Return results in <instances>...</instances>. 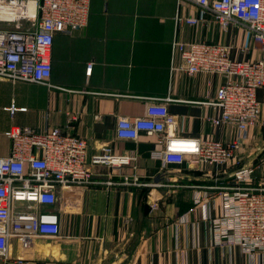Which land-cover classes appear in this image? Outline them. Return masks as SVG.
<instances>
[{"label":"crops","instance_id":"crops-1","mask_svg":"<svg viewBox=\"0 0 264 264\" xmlns=\"http://www.w3.org/2000/svg\"><path fill=\"white\" fill-rule=\"evenodd\" d=\"M199 12L197 5L179 6L177 0H91L88 25L55 36L49 84L0 80V156L11 150L5 131L14 124L40 132L59 127L86 138L95 173L87 187L60 192L55 209L64 237L35 240L30 264H253L240 246L217 244L210 219L222 209L213 187L231 184L240 163L261 164L254 183L264 180L263 90L257 92L260 123L249 131L236 160L220 170L153 158L163 146L158 136L142 133L139 140H125L116 134L119 117L144 115L151 98H170L176 135L223 141L236 135L235 128H214L207 121L219 113L211 103L223 78L172 71V42L177 37L228 45L238 60L264 59V51L248 28L224 29L212 12L197 25L177 28L178 16ZM12 103L27 110L12 114ZM108 144L117 156L135 152L138 159L115 173L107 164L92 163ZM124 174L137 183H105L123 182ZM201 194L214 195L206 199L207 219L196 203ZM156 202L159 207L152 210Z\"/></svg>","mask_w":264,"mask_h":264},{"label":"built area","instance_id":"built-area-1","mask_svg":"<svg viewBox=\"0 0 264 264\" xmlns=\"http://www.w3.org/2000/svg\"><path fill=\"white\" fill-rule=\"evenodd\" d=\"M177 1L179 6L189 2L200 8L198 16H178V29L184 23L197 25L212 12L224 29L231 24L248 28L253 41L264 51V0ZM90 13L91 0H0V80L16 85L49 84L55 36L85 28ZM230 50L228 45L176 37L171 70L223 78L211 103L219 113L207 121L214 128H235L231 140L176 135V118L167 103L170 98H151L144 115L119 117L117 138L139 140L142 133L155 135L163 143L154 151L155 159L201 170L228 167L243 149L249 131L261 121L257 92L264 91V59L238 60ZM178 57L180 62L176 63ZM8 109L12 114L27 110L15 103ZM5 136L11 140V150L0 156V261L30 264L28 254L35 240L64 237L61 216L55 209L60 192L68 187H87L94 183L95 173L88 161V141L69 130L52 127L40 132L14 124ZM137 159L135 152L117 156L108 144L91 162L107 164L115 173ZM261 167L242 166L231 175V184L213 187L219 190L222 209L210 219L217 244L240 246L252 257L253 264H264V180L254 183V174ZM123 177V182L105 183H137L130 181L128 174ZM212 196L201 194L196 200L205 219L206 199ZM158 207V202L152 204V210Z\"/></svg>","mask_w":264,"mask_h":264},{"label":"trees","instance_id":"trees-1","mask_svg":"<svg viewBox=\"0 0 264 264\" xmlns=\"http://www.w3.org/2000/svg\"><path fill=\"white\" fill-rule=\"evenodd\" d=\"M184 165H186V164H184ZM239 167H242V164L241 163L239 164Z\"/></svg>","mask_w":264,"mask_h":264}]
</instances>
